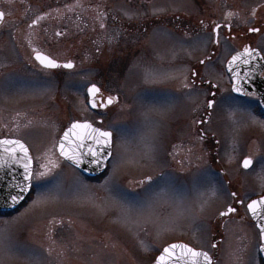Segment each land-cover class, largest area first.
I'll return each instance as SVG.
<instances>
[{"label": "rangeland", "instance_id": "374dc122", "mask_svg": "<svg viewBox=\"0 0 264 264\" xmlns=\"http://www.w3.org/2000/svg\"><path fill=\"white\" fill-rule=\"evenodd\" d=\"M75 1L0 0V10L6 13L4 22L0 25V63L7 65L0 68V93L5 90L8 93L7 100L0 94V105L6 108V111L0 114V137H18L24 140L30 147V154L35 158V168L38 164L58 158L52 144L71 121L87 119L97 124L96 119L101 116L102 124H97L99 127L114 125L125 129L122 135L124 146L120 149L124 162L120 163L117 177L124 190L131 192L135 189L139 192L140 182L147 184L146 178H155L164 167L178 178L180 198L154 204L145 212V216H150L148 222H144V218L138 217L133 211L131 219H139L140 223L126 224L118 219V208L106 206L108 193L100 187L111 172L112 164L117 161L110 158L98 179L90 180L84 177L90 186L89 190L76 191L71 186L72 170L59 158L67 177L65 191L53 193L50 201L39 206L32 204L36 198L33 191L27 194L14 211L0 213V221H12V233L40 249L46 257V264H58V261H62V264H146L143 263L144 260L139 261L141 257L149 255L148 261L151 262L153 255L162 245L174 242H185L196 249L207 250L212 229L218 228L224 221H218L217 218L229 198L223 192L219 176L216 173H208L218 183L220 191L208 201L203 211L199 208L201 193L207 192L208 189V185L202 182V175H209L206 168H201L207 160L205 142L196 138L186 154L182 152L179 161L173 159L171 143L177 140L181 131H189L193 109L199 104L200 107L195 111L200 112L204 94L209 89L207 86H195L200 95L188 98L185 93L191 89L183 87V79L192 68L200 66L198 72L203 80L216 85V99L227 96L231 89L224 64L226 59L236 52L234 46L238 43L220 39L214 59L201 65L199 61L206 58L212 46V39H209L212 37L208 24L210 22L207 21H221L230 11L234 15H249L263 0ZM73 2L78 4L77 7H72L73 10L76 9V13L72 12L73 15L69 18L52 23L49 29L47 25L43 27L44 42L39 43L47 48L49 53L60 48L64 41L66 34L56 35L57 31L63 32L60 28L69 26L70 39L78 37L73 26L79 25L81 21L87 25L85 16L89 11L101 15L102 12L105 13L108 15V22L111 23L113 18L117 26L128 23L137 25L135 21L143 23L149 35L145 36L142 42L133 43L131 46L105 43L99 53L94 51V47H86L84 54L81 52L80 55H75L74 69L54 73L58 79L62 75L66 76L57 82L54 77L38 69L34 60L29 63L28 43L29 40L32 42L34 36L30 39L23 31L34 14L52 9L66 11L63 6ZM234 15L230 19L235 17ZM12 33L17 37L18 46L12 38ZM198 39L208 40L207 46H197ZM256 42L257 47L264 48V37L260 35ZM117 52H123L124 57L116 61V66L114 57ZM126 58L124 64L123 59ZM113 73L118 75L115 78L121 84L120 89L123 87L119 92L120 101L116 107L97 115L82 105L81 96L76 90L75 93L73 91L77 85L81 89L85 79L93 82V77L97 74L109 77ZM145 73L154 74L155 82L146 84L143 79ZM48 80L55 82L53 91L44 94L31 91L34 85ZM68 82L70 83L67 84ZM59 90H68L71 94L63 91L67 94L64 95ZM137 92L143 100L152 102L159 108L158 112L150 114L152 120L157 122L158 129L154 161L143 158L145 148L141 137L150 136L152 133L140 115ZM169 104H172V107L169 108ZM16 111L26 113L32 124L24 127L26 119L23 115L16 118ZM235 118L238 119L239 114ZM10 122H19L20 129L13 127L10 131L9 127H5ZM205 128L219 141V153L223 154L220 161L227 176L242 188L244 193L248 190L258 193L264 190L257 178L251 189L245 187L238 166L241 154L248 147L257 150L258 158L264 165V144L256 139L264 135V129L249 124L233 132L232 122L223 109H217L213 113L211 122L205 125ZM233 136L237 141V150L233 153L234 158L229 160L225 151L230 149ZM261 140H264V137ZM247 143L250 145H246ZM191 164L197 168L192 167L188 173L178 170L190 169ZM239 212L241 211L228 217L230 220L224 226L225 238L221 245V254L215 264H261L256 252L258 237L254 227L247 218L231 219L240 216ZM173 217H177L179 227L166 229L164 225ZM141 242L148 247H144ZM49 248L52 249L51 256L47 252ZM62 250L63 256H59ZM233 253L239 259H235Z\"/></svg>", "mask_w": 264, "mask_h": 264}, {"label": "snow or ice", "instance_id": "6c2138e0", "mask_svg": "<svg viewBox=\"0 0 264 264\" xmlns=\"http://www.w3.org/2000/svg\"><path fill=\"white\" fill-rule=\"evenodd\" d=\"M158 11H164V9H158ZM6 13L0 11V23L4 22ZM234 15L233 12L226 14V19H229ZM256 16L255 9L252 10V19L243 21L246 24H252ZM44 19V15H39L35 19L31 20L28 27L31 29ZM201 23H203L201 21ZM101 28H104L103 23L100 24ZM227 27L229 31L232 25L230 23L221 25L214 22V42L218 45L220 43V29ZM249 33H257L264 37V30L260 26H251L247 28ZM63 33L57 32L56 35H62ZM213 39V37H209ZM208 40H197L196 45L200 47H206ZM31 49L29 63L38 62L42 70L47 69H74L76 66L72 60H66L63 63L58 62L56 59L49 55H46L42 51L33 47L31 41L28 43ZM99 50V49H97ZM205 59H210L206 57ZM241 62L244 65H248L252 69V73L259 72V75L264 76V48H256L251 46H244L242 51L237 52L231 56V59L227 62V72L231 73V92L220 100L216 99V93L211 90V87L205 93V99L202 101L204 115L196 119L194 122L197 124H208L212 120L213 113L217 109H223L233 125V132L237 131L241 126H258L264 129V95H257V93L249 90L246 86L248 80L252 78L250 72L246 71L243 75L238 71L239 65L237 62ZM201 65L205 64V60H200ZM7 67L6 64L0 63V68ZM87 75V74H86ZM223 75V73H221ZM196 78H200L203 82V77L200 76L198 71H192L191 76L184 77L183 87L191 89L185 93L188 98L200 95V92L195 89ZM144 82L154 83V74L145 73L143 76ZM84 89L88 104L92 108L108 107L114 103H119V97L109 94L106 100H103L99 104L97 103V96L100 94L101 89L96 83L87 81L85 79ZM56 87L55 82L48 80L41 84H36L32 87L33 93L44 94L51 92ZM216 87V85H212ZM235 93V95H233ZM4 96L5 100L8 99L7 90L0 93ZM253 98L254 103L248 102L244 98ZM137 103L140 109V115L143 117L144 123L149 127L151 131L150 136H142L141 140L144 142V154L143 158L149 161L155 160L156 141L158 137V129L156 128L157 122L152 120L151 113L159 111L156 104L152 102H146L140 97V93H136ZM168 107H172L169 104ZM200 105L197 104L195 111ZM6 111L3 105H0V114ZM239 114V118H235ZM24 116L26 123L24 127L32 124L31 119H27V114H22L20 111L15 112V117L20 118ZM5 127L20 129L21 124L19 122H10ZM83 129V134H77L75 130ZM125 129L114 125H108L106 128L97 127L90 123L87 119L80 121H74L71 126L65 131L58 140L52 144V149L58 148L59 157L56 160H48L47 163L38 164L37 167H33L34 157L30 154L29 145L24 140L15 137H0V169L19 166L23 169V180L16 184L17 192L15 195L9 194L5 199L4 206L13 207L25 198V194L35 192V199L32 201L34 206H39L47 203L53 198V193L59 194L65 191L66 172L64 166L60 163V157L63 158L67 168L72 170L71 174V186L76 191L89 190L90 186L85 182V178L81 173L89 170V166H95L91 170L102 169L105 167L106 162L111 158L117 161L113 163L111 172L108 173L104 184L100 187L108 193V199L105 202L106 206L116 207L119 209L118 219L123 223H136L139 224L140 220L133 221L132 213L136 212L138 217H143L144 222H148L150 216H145V212L150 210L154 204L161 201H168L172 199L180 198V189L177 183L178 178L171 172L167 171L164 167L157 174L155 178L148 176V181L145 184L144 181L140 182L141 190L137 192L133 189L131 192L124 190L123 186L118 182V173L120 163L124 162V157L120 152V149L124 146L122 135ZM203 139V136H199ZM219 143V141H217ZM52 149H49L51 151ZM237 150V141L233 136L230 149L225 151V155L229 160L234 158L233 153ZM253 167V158L251 155L245 156L242 160V168L250 170ZM260 186L264 187V165H261V170L256 173ZM195 179V178H194ZM202 182L208 185L207 192L201 193L199 208L203 211L208 201L216 196L220 191V186L211 177L202 175ZM232 197H236L237 193L232 192ZM134 197V199H130ZM10 201V203H9ZM240 203H243L241 200ZM247 211L251 215L259 220H264V196H260L258 199H252L247 204ZM238 209L229 205L226 211L219 213L221 217L228 216L230 213H237ZM183 215V212L180 213ZM13 222L9 220L0 221V264H46V257L43 252L32 246L27 241L16 237L11 231V224ZM166 229H175L179 227L177 217L170 218L164 225ZM256 227L259 229V236L264 241V223H258ZM144 247H148L141 242ZM211 247L215 248L216 245L212 244ZM261 250H264V243L261 244ZM48 255H52V249H47ZM63 256V250L58 254ZM235 259L239 257L232 254ZM165 261H170L171 264H214V257L209 254L208 251L197 250L189 247L187 244H171L165 248L161 254L156 257L155 264H164ZM58 264H62V261H58Z\"/></svg>", "mask_w": 264, "mask_h": 264}, {"label": "flooded vegetation", "instance_id": "af4514ba", "mask_svg": "<svg viewBox=\"0 0 264 264\" xmlns=\"http://www.w3.org/2000/svg\"><path fill=\"white\" fill-rule=\"evenodd\" d=\"M75 2L65 4L63 6V8L66 11L56 10V9L53 10L52 9V10L42 11V12H39L37 14H34L33 17L31 18V20L35 19L39 15H44V19L41 20L38 23V25L34 26L31 29L28 27L31 20L24 27L26 30L23 31V33L27 34L28 38L31 39L32 35L34 36L32 39V42H31L32 46L36 47L38 50L42 51L46 55H49L52 58L56 59L58 62L63 63L66 60L70 59L75 64V58H76L75 55L76 54L80 55L81 52L84 54L86 47H94V49L96 48V50H94V51H97V53H99V50H101V47L105 43H106V45H108V44L109 45H112V44L118 45V44L122 43L124 46H131L133 43L142 42L143 39L145 38V36L148 37V35H149V31L147 30V27L143 23L140 24L137 21H135L137 23V25H133L131 23L129 25V23H128L127 25L117 26L113 22L112 14H111L112 20H110L111 21V23H110V22H108V15H106L105 13L102 12V15H101V13H96L95 11H89L88 12L89 14L85 16L88 20L87 25L83 24L81 21L79 25L73 26V30H75V34H77L78 37H76L74 39H70V37H69V34H70L69 26H64V27L60 28L63 31L62 33L64 35L66 34L65 37H63L64 41L62 42L60 48H57L54 52L49 53L47 51L48 49L41 46L39 43V42H41V44H42V42H44V39H43L44 34L42 33L43 29H44L43 27L45 25H47L46 27H48V29H49L50 27H52V26H49V25H52V23L54 24L55 22H57L61 19L69 18L70 15H73V13H76L75 12L76 9H74V10L72 9V7L74 5L76 7L78 6V4H76ZM83 7H85V6H83ZM254 9L256 11V16H255L254 22L252 24H246L243 22L247 19H252L251 14H249V15H237L236 14V15H234L235 17H233L232 19H230V18L226 19L225 18L226 16H225L221 21L220 20L215 21V23H220L221 25H225L228 23H230L232 25L230 31L227 27H222L219 30L221 33L220 39L223 38L227 42H230L233 44L235 42H237L238 45L234 46L237 49V50L235 49L236 51L243 49L244 46H251V47L259 48V47H257L256 41H257V39L260 38V34L249 33L247 31V28L251 27V26H260L262 28V30H264V0L261 1V3L257 7H255ZM104 14H105V16H104ZM83 20H84V17H83ZM207 22H210L208 24L210 25V31L212 33L213 39H212V46L210 48V52L206 56V57H210V59H204L205 61L214 59L216 52H217L216 49L218 47V45L214 42V35H215L213 32L214 22L211 20L207 21ZM101 23H103L105 25L104 28L100 27ZM108 23H110V24H108ZM12 38H13L15 44L18 46L17 37L13 33H12ZM28 38H26V39H28ZM97 49H99V50H97ZM19 51H20V48H19ZM119 51H121L120 48H119ZM30 52H31V49H30ZM123 57H124L123 52L115 53L114 65L117 66L118 64H115L116 61L118 59L121 60V58H123ZM82 58H84V56ZM125 60H127V58L123 59L124 64H126ZM123 62H122V64H123ZM36 66H37V64H36ZM37 67H38V69H41V67H39V66H37ZM199 69H200V66L192 68L190 70V73L188 74V77L191 76L192 71H194V70L198 71ZM59 70H66V69L57 68V69H47V70H43V71H45V73L47 75L54 77V79H56L57 82H60L62 77H66V76L62 75V77L60 79L56 78L54 73L56 71H59ZM70 70H72V69H70ZM186 76H187V74H186ZM115 77H118V75L114 74V73L111 74L109 77H105V75L102 76V75H98V74L95 75V77H93V79H94L93 82L96 83L97 86L101 89L100 94H98V96H97V103L98 104L100 102H102L103 100H106V98L109 94L120 97L119 92H121L123 87L120 89L121 84L118 83V81L116 80ZM69 83L70 82H68L67 84H69ZM122 84H124V83H122ZM212 85H214V84L209 83L206 80H203V82H202L200 78H196L195 86H207L209 88L211 87V90L213 92L217 93V91L215 90V87H212ZM75 90L78 93V95L81 96L82 105L86 106L87 98L85 100L86 94H85L84 86H82V88L80 89L79 85H77V87L75 86L73 93H75ZM59 91L61 93H63L64 95L71 94V92L68 90H66V91L65 90H59ZM63 91H65L67 94H65ZM244 99H246L250 103L255 102L254 99L251 97L244 98ZM119 101H120V99H119ZM117 105H118L117 103H114L111 106L97 107V108L92 109L91 111L97 113V115H102V114H104L103 112H105L108 109H111L113 107H116ZM203 115H204L203 107L199 113H198V111H194L193 114L191 115L190 124H192V125H191V128L189 129V131L188 130L187 131H181V134L178 135L177 140H175L174 142L171 143L170 150L173 151V155H174L173 159L175 161H179L180 156L182 157V152H185V154H186V151L188 149H190V146H192V142L194 140H196V138L202 142H205V145L207 147V154H206L207 160L204 161L205 165L202 164L201 168H203V169L206 168L207 174L210 173L212 175V173H216L220 178V182L223 184V188H224L223 192H224L225 196L226 195L228 196L229 201L227 203H225L226 205L222 211H225L227 209V207L229 205H231V206L237 208L238 211H241L238 213L240 216L233 217L231 219H235V218L237 219L240 217L247 218L248 221L254 227V229L257 233V237H258L256 252L260 258L261 264H264V260L261 258L260 253H259V247L261 246V239L259 236V230L257 229L256 225L252 222L251 218L249 217V213H248L247 207H246L247 204L252 199H256V198H259L260 196H264V190L260 191L259 193L254 192L253 190H248L246 193H244L242 191V188H239V186H237L232 181V179L229 176H227L224 168L222 167V163L220 161L221 156L223 157V154L219 153V151H220L219 150V143H217L218 139H216L214 137V135L212 133L208 132V130L205 128V125H207V124H197L194 122L196 119H198L199 117H201ZM96 121H97L98 125L102 124L101 116L98 117L96 119ZM97 124H94V125L99 127ZM245 132H247V131L245 130ZM259 132H260V130H259ZM200 135L203 136V139L199 138ZM263 137H264V135H262V137H260V138L256 137V139L261 144H264V140H261ZM246 145H250V144L247 143ZM252 145H255V144H252ZM252 148L253 147H250V148L248 147L247 149H245V151L241 154V157H240V160L238 163V166L240 169L239 175L241 176L240 178L242 181L244 180V186L245 187L247 186L248 189L252 188V183L254 181H256V173H258L261 170V165H263L258 158L257 150H254ZM248 155H251L253 158V167L250 170H246V169L242 168V160L245 156H248ZM186 159H187V157H186ZM192 167H194V169L197 168V166H194L193 164H191L190 169H187V170L178 169V170L188 173L192 170ZM200 170H202V169H200ZM235 177L236 176H233V178H235ZM197 178H200V177L197 176ZM232 192H236L237 196L232 197L231 196ZM241 200L243 201V203H240ZM222 211H220V212H222ZM233 214H236V213H230L228 216H224V217H221L218 214L219 217L217 218V220L218 221L224 220V221H222V224L219 225L218 228L214 227L212 229L213 232L210 233V241H209L210 245H209V248L207 250H204V251H208L209 254L214 257V264L218 261L219 256L221 254V245H222L224 238H225L224 226L230 220V219H228V217L230 215H233ZM174 243L187 244L185 242H174ZM169 244H171V243H169ZM212 244H215L216 247L215 248L211 247ZM166 245H168V243L164 244L160 247V250L155 255H153V259H151V262L148 261L149 255H147L145 258L141 257V259L139 261L141 262V260H144L143 263L152 264L153 261L155 260V257L157 256V254ZM187 245L189 247H192L189 244H187ZM192 248H194V247H192ZM194 249H196V248H194ZM142 255H144V254H142ZM139 261H135V262L140 263Z\"/></svg>", "mask_w": 264, "mask_h": 264}, {"label": "water", "instance_id": "95a60500", "mask_svg": "<svg viewBox=\"0 0 264 264\" xmlns=\"http://www.w3.org/2000/svg\"><path fill=\"white\" fill-rule=\"evenodd\" d=\"M239 51H242V49ZM239 51H237V52H239ZM237 52L233 53L232 55L236 54ZM231 56H230L229 60L231 59ZM237 63L239 65L238 71L241 73V75H243L244 72L248 71V72H250V74L252 76V78L248 80V83L246 85L249 88V90L257 93V95H264V76L259 75L258 71L255 73H252V69L248 65H244L243 63H241L239 61ZM261 63L264 64V62H261ZM37 64H38V62H37ZM225 69L227 71V63L225 65ZM228 74L231 76V73H228ZM88 106L90 108H92L90 106V104H88ZM73 122H71L69 124V126L66 129H64V131L62 132L60 137H62L63 133L68 130V128L71 126V124ZM75 131L77 134H83L84 133L83 129H77ZM56 151L59 155L58 148H56ZM105 166H106V164H105ZM94 167L95 166H89V170L83 171L82 174L84 176H87V177H93V176H97V175L101 174L105 169V167H104L102 169H96L95 171L91 170ZM22 173H23V169L19 166H14L11 169H9V168L0 169V212L13 211L25 199L24 198L23 200H21L18 204H16L13 207L4 206L5 199L9 196V194H11V195L16 194L17 189H16L15 185L20 183L23 180ZM26 195H27V193L25 194V197H26ZM256 199H258V198H256ZM9 203H10V201H9ZM248 213H249L251 219L253 220V222L255 223V225H257L258 223H264V220H259L255 217H253L250 212H248ZM262 243H264V241L261 240V244ZM172 244H182V243H172ZM169 245H171V244H169ZM169 245H167V246H169ZM167 246H165V247H167ZM162 251H163V249H162ZM161 252L158 254V256L161 254ZM259 253H260V256L262 257V259L264 260V250H261V246L259 247ZM164 264H171V262L165 261Z\"/></svg>", "mask_w": 264, "mask_h": 264}]
</instances>
